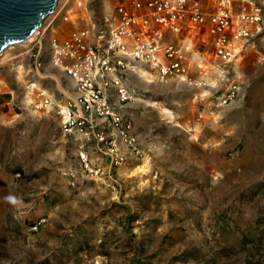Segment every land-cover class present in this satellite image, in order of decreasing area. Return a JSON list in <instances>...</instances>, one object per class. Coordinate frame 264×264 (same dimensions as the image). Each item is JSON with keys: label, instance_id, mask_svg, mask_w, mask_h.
Returning a JSON list of instances; mask_svg holds the SVG:
<instances>
[{"label": "rangeland", "instance_id": "1", "mask_svg": "<svg viewBox=\"0 0 264 264\" xmlns=\"http://www.w3.org/2000/svg\"><path fill=\"white\" fill-rule=\"evenodd\" d=\"M62 27L0 55V264H264V38L226 68L191 44V85L128 74L123 114L142 154L114 167L87 149L88 171L55 108L26 96L36 80L56 102L72 96L60 71L30 57Z\"/></svg>", "mask_w": 264, "mask_h": 264}, {"label": "built area", "instance_id": "2", "mask_svg": "<svg viewBox=\"0 0 264 264\" xmlns=\"http://www.w3.org/2000/svg\"><path fill=\"white\" fill-rule=\"evenodd\" d=\"M95 2L58 0L35 32L67 26L50 35L44 56L38 51L30 57L35 70L47 60L60 71L71 83L72 96L56 102L37 80L26 87L35 109L55 108L62 133L74 141L79 163L88 171L89 150L114 167L128 161L127 153L142 154L123 114L133 97L125 83L128 72L144 67L152 81L174 78L191 85L186 59L191 44L210 48L218 67L226 68L264 38V0H101L102 10ZM167 33L186 41L167 42ZM238 90L235 84L229 87L222 104Z\"/></svg>", "mask_w": 264, "mask_h": 264}, {"label": "water", "instance_id": "3", "mask_svg": "<svg viewBox=\"0 0 264 264\" xmlns=\"http://www.w3.org/2000/svg\"><path fill=\"white\" fill-rule=\"evenodd\" d=\"M58 0H0V54L26 41L52 13Z\"/></svg>", "mask_w": 264, "mask_h": 264}, {"label": "bare ground", "instance_id": "4", "mask_svg": "<svg viewBox=\"0 0 264 264\" xmlns=\"http://www.w3.org/2000/svg\"><path fill=\"white\" fill-rule=\"evenodd\" d=\"M36 36V33H34L33 35H31L26 41L24 42H28V41H32L33 38ZM23 42V43H24ZM61 88V87H60ZM62 89V88H61ZM137 173L141 174V175H145L147 173L148 169V164L146 161H143L139 166L136 167Z\"/></svg>", "mask_w": 264, "mask_h": 264}, {"label": "crops", "instance_id": "5", "mask_svg": "<svg viewBox=\"0 0 264 264\" xmlns=\"http://www.w3.org/2000/svg\"><path fill=\"white\" fill-rule=\"evenodd\" d=\"M184 39L181 40V37H177L176 35H174L172 33H167L166 38H165V41L170 42V41H173V40H177L178 42L179 41H183L184 42V41H186V37H184ZM130 73L131 72H128L127 75L130 74Z\"/></svg>", "mask_w": 264, "mask_h": 264}, {"label": "clouds", "instance_id": "6", "mask_svg": "<svg viewBox=\"0 0 264 264\" xmlns=\"http://www.w3.org/2000/svg\"><path fill=\"white\" fill-rule=\"evenodd\" d=\"M6 199H7L10 203H13V204L16 203V198L13 197V196H9V197H7Z\"/></svg>", "mask_w": 264, "mask_h": 264}, {"label": "trees", "instance_id": "7", "mask_svg": "<svg viewBox=\"0 0 264 264\" xmlns=\"http://www.w3.org/2000/svg\"><path fill=\"white\" fill-rule=\"evenodd\" d=\"M7 97V96H6Z\"/></svg>", "mask_w": 264, "mask_h": 264}]
</instances>
